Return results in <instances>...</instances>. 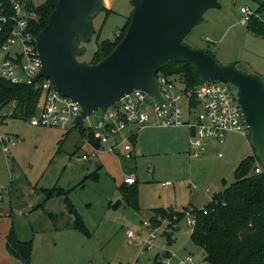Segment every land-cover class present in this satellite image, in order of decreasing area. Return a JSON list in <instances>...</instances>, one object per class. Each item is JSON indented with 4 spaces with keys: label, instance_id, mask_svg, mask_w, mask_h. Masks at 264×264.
<instances>
[{
    "label": "rangeland",
    "instance_id": "1",
    "mask_svg": "<svg viewBox=\"0 0 264 264\" xmlns=\"http://www.w3.org/2000/svg\"><path fill=\"white\" fill-rule=\"evenodd\" d=\"M44 1L35 0L38 4ZM101 3L105 10L102 9L92 20L95 31L90 41L80 46L84 50L77 57L80 63L91 61L102 40L113 42L133 10L131 0H102ZM219 5V9H210L203 15V23L192 29L184 43L193 49L203 48L208 44L207 38L212 39L214 42L208 44L212 50L230 57L237 70L256 75L264 84V37L253 36L247 24L240 23L241 8L248 6L256 11L258 5L250 0H219ZM98 117L99 112L85 118L81 122L82 129L93 125ZM186 130L182 126L178 130L141 131L137 135V150L142 156L135 160L125 161L120 153L112 156L101 151L99 158L83 161L81 155L89 150L78 129L67 131L68 135L64 137L67 132L61 129L32 126L20 118H7L0 123V137H11L16 144L9 147L8 152H4L0 145V190L3 193L0 200V237L13 228V219V229L19 239L29 240L32 235L36 238L37 229L44 223H51L43 211L36 212V204L44 197L39 189L59 186L72 189L69 198L87 222L91 237L83 238L78 234L82 243L73 246L70 253L65 247H60L61 250L56 255L52 252L50 258L40 250L46 248L41 242L35 250L32 247L29 264H145L157 254L160 262L165 256L164 251H170L180 259L189 255L193 264H201L204 251L192 243L188 219L184 216L177 224L162 219L160 226L153 228L150 225L151 211L147 207L154 204V200L159 204L157 207L174 212L183 211L189 203L198 210L204 208L211 196L231 185L235 166L251 156L253 151L248 136L230 132L221 143L211 142L198 158H192L188 153ZM101 162L105 165L101 180H84V176L93 173ZM254 164L259 163L256 160ZM128 167L132 168L130 171L134 169L138 176L139 187L146 197L142 198L143 205L138 211L125 206L109 208L110 202L120 199L113 188L112 178L116 183L123 179L130 172ZM166 182L170 185L161 186ZM11 200L16 208L11 207ZM47 206L52 213H58L65 207L58 198L52 199ZM171 219L176 220L175 216ZM169 225L173 226L172 230ZM136 229L143 231L140 242ZM128 232L132 233V238L126 236ZM152 232L156 237L151 250H147L144 244ZM167 232L172 233L170 244L164 235ZM48 247L50 251L56 249L52 240Z\"/></svg>",
    "mask_w": 264,
    "mask_h": 264
},
{
    "label": "water",
    "instance_id": "2",
    "mask_svg": "<svg viewBox=\"0 0 264 264\" xmlns=\"http://www.w3.org/2000/svg\"><path fill=\"white\" fill-rule=\"evenodd\" d=\"M101 1L58 0L36 37L42 67L30 83L50 79L63 97L81 107L74 129L135 90L148 93L161 105L156 75L168 60L181 58L194 67L203 84L218 82L236 89L253 156L264 169L263 82L256 75L237 70L234 63L220 65L205 50L183 43L207 11L221 7L219 0H131L129 26L113 52L97 64L80 63L77 57L84 50L78 43L92 38V20L102 11ZM250 1L262 5L260 0Z\"/></svg>",
    "mask_w": 264,
    "mask_h": 264
},
{
    "label": "built area",
    "instance_id": "3",
    "mask_svg": "<svg viewBox=\"0 0 264 264\" xmlns=\"http://www.w3.org/2000/svg\"><path fill=\"white\" fill-rule=\"evenodd\" d=\"M260 1L263 4L264 0ZM30 2L39 5L35 0H12L10 5L12 14L0 13V78L11 84L31 86L40 92L37 112L28 120L30 125L55 127L67 132L74 129L81 107L71 99L63 97L50 79L40 78L33 84L30 83L42 67L37 51L38 35H34L29 27V22L36 19L35 11L28 7ZM254 13L255 11L248 6H243L240 23L245 25ZM6 33L7 36L2 40L1 35ZM156 81L162 98L161 105H158L148 93L135 90L110 105L106 111H99V117L94 124L85 128L86 137H83V140L90 146V150L81 155L83 161L97 158L101 151L112 156H119L120 153L125 161L132 160L134 155L129 133L132 126H135L137 131L147 128L149 124L163 129L187 127L188 153L192 158L201 155L206 141L221 143L230 132L249 136L241 119L234 87L212 82L188 89L185 88L180 76H168L161 72L156 75ZM14 106V102L0 106V123L13 116ZM197 109L199 111L195 113ZM88 137L98 141L99 147L92 145ZM15 144V139L11 137H0V145L4 152H8L9 147ZM263 170L259 164L253 165L254 174H261ZM135 181L134 172L128 173L123 179V183L127 185H132ZM2 195L0 190V200ZM193 211L192 207H188L184 212L190 233L196 222ZM127 236L133 237L131 232ZM155 237V233L152 232L150 238L146 240L144 245L147 250H151ZM164 252L167 255L163 256L159 264H193V259L189 255L180 259L169 251Z\"/></svg>",
    "mask_w": 264,
    "mask_h": 264
},
{
    "label": "trees",
    "instance_id": "4",
    "mask_svg": "<svg viewBox=\"0 0 264 264\" xmlns=\"http://www.w3.org/2000/svg\"><path fill=\"white\" fill-rule=\"evenodd\" d=\"M11 1L0 0V13L12 14ZM57 2L58 0H45L39 5L28 3V7L36 14V19L29 22V27L33 30L34 35L43 31ZM102 9L105 10L104 7ZM262 19H264V2L259 5L254 15L250 16L246 23L248 31L258 38L264 37V20ZM129 21L130 15L113 42L102 40L98 43L90 64H97L113 52L124 37ZM6 36L7 33L1 35V39L4 40ZM78 45L79 47L82 46V42H79ZM206 52L213 56L207 50ZM160 72L168 76H180L185 88L188 89H195L203 84L194 67L181 58L168 60ZM40 97V92L31 86L11 84L0 78V106L15 103V111L11 118L28 121L36 114ZM77 129L82 138L86 137L85 129H82L81 125ZM67 135L68 132L64 137ZM88 138L92 145L99 147L98 141L92 137ZM255 161L253 155L241 160L235 166L234 181L231 185L223 191L215 193L210 203L204 208L199 210L193 208L196 222L189 235L192 243L204 251L203 262L208 264H264V170L261 174H254L253 165ZM117 188L121 194L122 202L133 210H139L137 181L132 185L120 184ZM40 190L44 198L38 207L43 208L44 203L53 197H63L66 210L73 217L71 227L84 236L88 235L87 228L74 205L67 198L66 191L54 187ZM116 205L114 207H117ZM187 209L188 207L181 212L161 208L154 209L150 218V225L157 228L162 219H169L173 224H177L183 220L184 212ZM203 211L206 213L204 214ZM172 216H175L176 220L173 221ZM48 217L53 221L54 217L51 214H48ZM172 228L173 226L169 225V229L172 230ZM171 234V232L164 233L167 244L172 241ZM32 247V241L18 239L13 228L6 236L7 252L24 264H29L31 261ZM158 259L159 255L157 254L153 258L154 264H159Z\"/></svg>",
    "mask_w": 264,
    "mask_h": 264
},
{
    "label": "crops",
    "instance_id": "5",
    "mask_svg": "<svg viewBox=\"0 0 264 264\" xmlns=\"http://www.w3.org/2000/svg\"><path fill=\"white\" fill-rule=\"evenodd\" d=\"M203 21V19L201 20V22ZM203 23V22H202ZM214 41L212 40V39H209V38H207V43L208 44H212ZM207 44V46H205V47H203V48H197V49H202V50H207L210 54H213V56L215 57V59H217V61H218V63H220L221 65H228V63H230V62H232V59L230 58V57H225V56H221V54H219L217 51H214V50H212L213 49V47L212 46H210V45H208ZM182 127V126H181ZM181 127H178V128H176V130H178V129H181ZM185 127V126H184ZM148 129H163V128H157V127H154L153 125H148V127L147 128H145V129H143V130H141V131H144V130H148ZM166 129V128H165ZM186 137H187V145H188V141H189V129L186 127ZM141 131H137V128L135 127V126H132V127H130L129 128V133H131V145H132V152H133V160H135L136 158H138L139 156H142L141 154H139V152L140 151H138L137 150V143H138V138H137V135H138V133H140ZM232 133H235V132H232ZM184 137H185V135H184ZM214 143L215 141H206L205 142V149L209 146V144L210 143ZM216 143V142H215ZM87 145V147H88V150H90V146H88V144H86ZM254 153V152H253ZM253 153H252V155H253ZM105 154V153H104ZM105 155H107V154H105ZM99 157H100V155H99ZM98 157V158H99ZM133 163V162H132ZM131 163V164H132ZM134 168H136L135 166H134ZM128 169V171H130L132 168H127ZM150 169V168H149ZM102 170H105V165L101 162L100 164H99V166L93 171V173H91V174H89V175H86V176H84V180H87V179H91V180H93L94 182H99L100 180H101V171ZM133 171H134V169L132 170V171H130L129 173H133ZM136 171H134V173H135ZM149 172L150 173H152L153 172V170L152 169H150L149 170ZM108 173V172H107ZM135 175H136V181H137V184H138V187H139V181H138V176H137V174L135 173ZM123 179H124V177H123ZM123 179H121V180H119V181H117V183H116V179L113 177L112 178V180H113V188L115 189V191H117L118 193H119V195H120V199H117V201L115 202V203H109V208H112V209H118V207H121V206H125V207H127V208H131V207H128L126 204H124L123 202H122V198H121V194H120V192H119V190H118V186L120 185V184H123ZM167 183V182H166ZM166 183H163L161 186H163V187H166V186H169L170 185V183L169 184H166ZM82 184V183H81ZM80 184V186L82 187V185ZM166 184V185H165ZM54 187H58V188H60V189H63L64 191H66L67 192V198L70 200V202H71V204L73 205V203H72V201H71V199L69 198V193L72 191V189H68V190H66V189H64V188H61V187H59V186H54ZM141 187H139V192H138V203H139V210L141 209V207H142V205H143V203H142V198L144 197V198H146L143 194H142V191H141V189H140ZM40 189H45V188H40ZM39 189V190H40ZM40 193L43 195V193L41 192V190H40ZM44 198V197H43ZM54 198H58V199H61L62 200V202H63V205H64V198L63 197H53L52 199H54ZM211 198H212V196H211ZM211 198H210V200H211ZM52 199H50V200H48L47 202H45L44 203V207L43 208H41V207H38V205L43 201H41L40 203H37L36 204V206L38 207L37 208V211L36 212H38V211H43V213H45V215L47 216V218L49 219V217H48V214H51L54 218H53V221H51L50 219V224L49 225H47V223H44V226L43 225H41L42 227H40L39 229H37V232H35V230L33 231V233L35 232V234H36V238H35V235L33 236L32 235V237L29 239V240H31L32 241V243H33V250H35V248H36V246H37V244H41V242H43V246H46V248H43V249H40V250H42V252H43V254L46 256V258H47V256L50 258V254L53 252L54 254L55 253H57L58 251H60L61 250V248L60 247H65V249H67V251L70 253L71 251V249H72V247L74 246V247H76V245L77 244H79V243H82L81 241V238H79L78 237V234L80 235V236H82L83 238H90L91 237V232H90V230L88 229V224H87V222L86 221H84V219L82 218V216L79 214V212H78V210H77V208H76V206L74 205V207H75V209H76V211H77V213H78V215L80 216V218H81V220L84 222V225H85V227L87 228V231H88V235L87 236H84V235H82V234H80L78 231H76V230H74L72 227H71V225L73 224V217L70 215V214H68V212H67V210H66V205H65V207H63L61 210H60V212H58V213H52L51 211H49V207L47 206L48 205V203L52 200ZM209 200V201H210ZM152 203H154V204H151V206L149 207H147V209L149 210V211H151V215H152V211L154 210V209H158V208H161V207H157L159 204L157 203V202H154V200H152ZM210 203V202H209ZM115 204H117L116 206L117 207H114V205ZM10 205H11V207H15L14 206V203L12 202V200H11V202H10ZM16 205V204H15ZM140 205H141V207H140ZM206 206V205H205ZM204 206V207H205ZM154 207H156V208H154ZM186 207H192V208H195V209H198V208H196V206H194L192 203H189ZM186 207H184V208H186ZM16 208V207H15ZM33 208V207H32ZM183 208V209H184ZM132 209V208H131ZM161 209H165V210H167L168 208H161ZM65 211V212H64ZM136 211H138V210H136ZM21 213V212H20ZM40 217V216H39ZM38 218V216H36V219ZM151 218V217H150ZM5 219H7V221H9V219L8 218H5ZM14 221H13V219L11 220V226L14 228V224L15 223H13ZM36 223V222H35ZM42 224V223H41ZM35 225V224H34ZM149 227V225L147 226V228ZM16 230V229H15ZM31 230H32V227H31ZM17 233V232H16ZM129 233V232H128ZM127 233V234H128ZM8 234L7 233H5L4 235L2 234L1 235V237H0V240H3L2 242H0V264H24V263H22V262H20L18 259H16L15 257H13V256H11L8 252H7V249H6V236H7ZM136 235H137V238H138V241L140 242L141 240H139L140 238L142 239V235H143V231L141 230V229H136ZM127 236V235H126ZM17 237H18V234H17ZM129 238V237H128ZM19 239V238H18ZM20 240H23V239H20ZM50 240H52L53 241V243H54V245L56 246V249H54V251H50V250H48L49 249V247H48V245H49V242H50ZM25 241H28V240H25ZM62 245V246H61ZM170 252V251H169ZM56 255V254H55ZM14 259L16 260V261H14Z\"/></svg>",
    "mask_w": 264,
    "mask_h": 264
}]
</instances>
